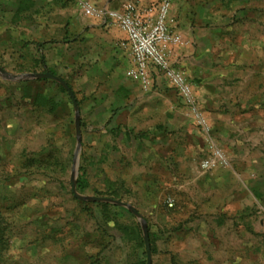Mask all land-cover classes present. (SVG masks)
<instances>
[{
    "label": "rangeland",
    "instance_id": "1",
    "mask_svg": "<svg viewBox=\"0 0 264 264\" xmlns=\"http://www.w3.org/2000/svg\"><path fill=\"white\" fill-rule=\"evenodd\" d=\"M8 1L20 0H0V68L34 74L20 56V10H8ZM25 83L0 78V264H146L141 224L127 209L71 193L77 136L67 92L53 82ZM252 92L264 97V80ZM193 96L204 123L182 104L202 138L198 167L205 175L230 164L194 90ZM79 127L76 182L82 179L85 188L76 192L136 209L148 230L151 264H264V172L263 185L242 207L225 210L220 201H207L211 210L202 218L198 203H183L165 180L139 184L147 170L132 130H90L82 119ZM214 151L226 163L203 170Z\"/></svg>",
    "mask_w": 264,
    "mask_h": 264
},
{
    "label": "crops",
    "instance_id": "2",
    "mask_svg": "<svg viewBox=\"0 0 264 264\" xmlns=\"http://www.w3.org/2000/svg\"><path fill=\"white\" fill-rule=\"evenodd\" d=\"M160 1L6 4L11 5L8 10H20L17 40L27 72L50 73L65 81L79 119L90 130L134 132L141 169L147 170L140 185L165 180L184 197L183 203H198L195 212L202 218L211 210L207 201H220L225 210L229 205L242 207L243 199L263 185L258 177L264 172V97L252 90H262L264 80V1L172 0L167 27L177 42L163 50L190 82L229 158V167L205 175L198 167L205 156L201 135L176 91L153 69L150 86L143 89L128 75L134 65L126 35L110 20L84 15L81 6L88 2L96 9L121 11L132 5L154 10ZM160 170L164 174L157 173Z\"/></svg>",
    "mask_w": 264,
    "mask_h": 264
},
{
    "label": "built area",
    "instance_id": "3",
    "mask_svg": "<svg viewBox=\"0 0 264 264\" xmlns=\"http://www.w3.org/2000/svg\"><path fill=\"white\" fill-rule=\"evenodd\" d=\"M171 3L172 0H161L154 10L152 8L138 9L132 5L124 7L121 11L96 9L88 2L81 3V6L84 15L110 20L126 35L134 65L128 73L130 77L138 80L143 89H147L150 86V70L157 71L176 91L182 103L199 123H204L201 120L190 82L171 65L163 50L164 45L177 42L167 27ZM217 163L225 164L226 161L221 152L214 151V158L204 161L201 168L209 170Z\"/></svg>",
    "mask_w": 264,
    "mask_h": 264
},
{
    "label": "water",
    "instance_id": "4",
    "mask_svg": "<svg viewBox=\"0 0 264 264\" xmlns=\"http://www.w3.org/2000/svg\"><path fill=\"white\" fill-rule=\"evenodd\" d=\"M0 78L9 82H21V81H27V80H36V79H47L51 80L58 85H60L69 95L72 105L75 111V130H76V136H77V147L75 152V160L72 168L71 173V179H70V190L73 195V197L79 201L82 202H97V203H106L118 207H122L127 209L141 224L142 232H143V242L145 247V253H146V264H151V257H150V243H149V236H148V230L146 228V225L144 224L141 216L138 214L136 209H134L132 206L109 198H96V197H84L79 195L76 192V176H77V156L78 151L80 148V127H79V109L76 102V99L74 97V94L72 93L70 87L67 85L65 81H63L61 78L52 75L50 73H39V74H25V75H11L7 72H5L2 68H0Z\"/></svg>",
    "mask_w": 264,
    "mask_h": 264
},
{
    "label": "trees",
    "instance_id": "5",
    "mask_svg": "<svg viewBox=\"0 0 264 264\" xmlns=\"http://www.w3.org/2000/svg\"><path fill=\"white\" fill-rule=\"evenodd\" d=\"M85 188V182L82 179H78L76 182L77 191H82Z\"/></svg>",
    "mask_w": 264,
    "mask_h": 264
}]
</instances>
